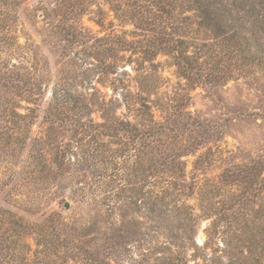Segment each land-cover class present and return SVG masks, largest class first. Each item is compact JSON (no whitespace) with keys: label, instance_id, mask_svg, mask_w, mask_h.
Returning a JSON list of instances; mask_svg holds the SVG:
<instances>
[{"label":"rangeland","instance_id":"obj_1","mask_svg":"<svg viewBox=\"0 0 264 264\" xmlns=\"http://www.w3.org/2000/svg\"><path fill=\"white\" fill-rule=\"evenodd\" d=\"M173 2L0 0L1 264H31V258L40 263L45 255L50 261L44 264H74L78 254L67 251L74 239L70 227L89 226L96 220L103 233L105 224L118 226L125 205L129 208L141 197L144 183L133 176L134 160L119 158L117 149L123 145L114 144L115 140H97L85 150L109 159L110 178L98 176L106 171L99 162L89 169L75 165L74 156L83 151L77 148V139L59 125L49 128L44 120L54 94L78 98L75 110L80 115L88 114L84 106L90 103L89 115L95 122H102V109L115 108L118 116L138 123L135 95L141 92L156 122L168 121L180 128L179 145L192 147L195 138L201 140L195 146L199 149L183 157L188 179L197 183L188 203L194 207L196 243L201 248L213 229L205 198L213 203L223 199L212 196L223 170L251 159L264 161V66L231 55V47L211 40L205 29L194 24L188 3ZM65 33L73 37L65 38ZM178 38L188 42V54L200 59L206 74L215 71V78L210 77L215 80L188 82L181 77L168 48ZM126 41L138 42L136 49L126 48ZM31 77L42 85L37 105L31 104ZM74 105V101L68 104L65 112ZM31 107L38 118L33 127H25L19 115L31 114ZM195 120L203 123V129L191 125ZM204 131L216 134L205 142L199 136ZM54 143L72 146L73 164L61 175L54 164ZM256 205L262 212L245 211L248 215L231 226L219 223L214 230L218 234L210 236L209 251L218 253L219 264H264V190ZM130 207L125 209L128 219L145 220L143 211ZM243 227L248 233L242 231L244 241L239 238ZM161 233L158 239L164 241ZM248 236L256 244L242 254ZM130 250L140 257L136 246ZM195 251L188 252L190 264ZM211 261L208 264H215Z\"/></svg>","mask_w":264,"mask_h":264},{"label":"trees","instance_id":"obj_2","mask_svg":"<svg viewBox=\"0 0 264 264\" xmlns=\"http://www.w3.org/2000/svg\"><path fill=\"white\" fill-rule=\"evenodd\" d=\"M172 1L188 3L189 10L193 13L194 24L205 29L206 33L212 36L211 40L220 41L227 44L228 48L231 47V55L239 54L245 61L264 66V0ZM161 8L163 11L166 10L162 6ZM249 21L250 27L247 26ZM65 34V38L71 37V34ZM136 44L138 42L126 41V48L135 50ZM168 48L169 53L176 60L181 77L186 81L215 80L210 79V77L215 78V71L211 70L213 72L206 74L200 59L188 54L189 45L186 40L178 38ZM42 95V85L36 78L31 77V104L37 105ZM135 96V111L140 119L138 123L118 116L115 108L112 111L102 109V122H95L89 115L92 105L86 103L84 107L88 114L80 115L77 109L75 110L78 98L72 94H66L63 99L54 94L53 102L46 110L44 120L49 128H54V125L63 127L71 133L72 138L77 139V148L83 150L81 155L74 156L75 165L85 164L89 169L92 165L97 166L96 162H99V168L105 165L106 171L98 172V176L102 180L110 178L111 174L106 167L109 159H99L94 152L86 153L85 150L103 139L115 140L114 144L123 145V148L117 149V152H120L119 158L133 159V176L137 180L141 178L144 183L142 190L140 189V199L131 202L129 208L125 205L118 226L115 223L110 226L105 224L106 229L103 233H101L100 221L96 220L89 226L70 227L73 234L70 235L74 239L67 251H72V254L75 252L72 256L78 254V260H75L74 264H190L187 255L193 250H197L193 256H190L194 257V264H208L211 260L219 264L218 253L209 251L212 235L218 234L214 231L218 224L225 223L231 226L240 217L248 215L245 211L262 212L256 209V200L264 190L262 177L264 161L251 159L249 163L232 165L223 170L218 183L213 186L214 194L213 191L209 193L215 198L223 199L213 203L211 201L213 199L205 198L209 203L206 210L210 211L206 216L213 219V229L211 234L208 233L209 239L201 248L196 243L197 221L193 213L194 207L188 203L189 198L195 194L197 183L188 179L187 164L183 160L184 156L199 149L195 146H200L201 140L195 138L191 144L192 147L179 145V141H183L182 133L179 132L180 128H175L168 121L156 122L147 97L141 92ZM73 101L75 107L69 109L70 112H65V108H69L68 104ZM19 116L25 127L30 124L33 127L38 118L36 109L32 107L31 114ZM191 125L196 130L204 127L203 123L197 120ZM18 128L20 130L22 127ZM215 134L204 131L199 136L207 142L214 138ZM54 144H56L54 145V164L61 175L69 165L73 164L71 162L72 146L70 143ZM101 146L104 147L105 143ZM112 157L114 156L111 155L110 158ZM93 172L96 173V171ZM224 188H236L237 192L225 191ZM134 190L137 191V189ZM130 206L135 207L134 212L143 211L145 220L141 221L135 217L128 219L129 215L125 209H130ZM154 223H158V226ZM62 225L68 228V225ZM162 230L161 235L164 241L158 239V234ZM244 230L246 229L243 227L239 231L240 240L248 234ZM92 233H96L97 236L91 238ZM35 234L40 236L38 233ZM248 237L242 246L245 249L242 254L250 253L255 247V239ZM221 244L228 247L226 241H221ZM1 246L0 243V250ZM135 246L141 250L140 257L131 255L130 249ZM201 249L202 254L199 255L198 252ZM43 258L45 260L40 263L31 258V264H44L45 261H50L49 256L45 255ZM70 259L69 255L67 263Z\"/></svg>","mask_w":264,"mask_h":264},{"label":"water","instance_id":"obj_3","mask_svg":"<svg viewBox=\"0 0 264 264\" xmlns=\"http://www.w3.org/2000/svg\"><path fill=\"white\" fill-rule=\"evenodd\" d=\"M66 207H67V208L69 207V203H66Z\"/></svg>","mask_w":264,"mask_h":264}]
</instances>
